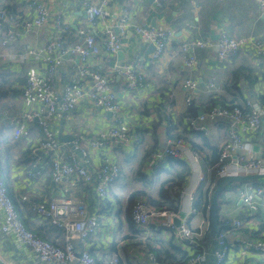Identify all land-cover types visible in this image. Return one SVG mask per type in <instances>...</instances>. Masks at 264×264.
Returning <instances> with one entry per match:
<instances>
[{
	"label": "crops",
	"instance_id": "obj_1",
	"mask_svg": "<svg viewBox=\"0 0 264 264\" xmlns=\"http://www.w3.org/2000/svg\"><path fill=\"white\" fill-rule=\"evenodd\" d=\"M34 1L47 8L49 22L41 29L27 31L23 23L37 15ZM97 1L0 0L1 6L6 3L22 19L21 25L18 21L0 23L2 175L19 217L30 231L37 232L42 226L33 206L47 205L57 198H74L87 206L90 216H100L103 220L88 244L74 241L77 249L87 248L100 264H109L115 257L119 258L120 264H157L152 252L149 253L143 246H135L136 240L139 242L140 239H133L130 230V197L135 193L139 199L146 196L147 199L143 197L146 200H141L147 203L150 200L159 202L161 186L170 179V174L169 169L154 170L161 164L157 154L165 151L173 139L179 138L187 148L204 156L196 164L188 158L191 165L183 158H177L189 167L181 190L179 218L182 221L187 219L194 203L202 200V204L197 203L198 208H194L197 213L188 218L187 226L193 230L201 228L203 236L210 233V207L217 180L221 178L216 175V181L211 182L212 163L214 153L221 156L229 143L232 122L221 117L207 116L204 121L198 118L214 107L238 105L247 112L250 103L264 106V60H257L248 47L238 56L222 62L218 58L219 39L214 38L226 33L237 39H264V10L253 0H110L105 17L96 26L90 27L84 11L85 3L96 5ZM58 15L69 26L62 35L54 23ZM122 18L130 25L121 38L122 49L116 54L102 53L90 60V67L99 69L107 76L118 95L117 100L121 105L119 123L115 122L112 113L95 108L86 101L80 102L73 113L65 114L58 110L48 117L47 107L42 101V88L30 98L23 96L28 79H35L42 85L46 77V68L40 57H28L27 51L44 47L56 38H62L67 45L80 44L84 39L82 32L95 34L97 42L103 46L106 30L113 27L118 33V23ZM134 27L169 29L172 37L164 54L155 60V45L142 40ZM10 31L19 32L20 35H13ZM200 39H208L214 45L196 50L194 55L197 62L188 68L185 60L189 53L183 52L181 47ZM3 42L7 44L3 45ZM115 63L131 65L143 74L142 84L135 91L127 90L124 78L112 71ZM80 66L79 57L58 62L55 75L57 100L65 87L74 81ZM187 80L196 82L194 91L185 88ZM32 113L39 118H28ZM42 120L48 122L57 140L66 148V154L76 153L69 144L59 140L61 129L63 135L75 137V146L88 151V164L83 152L81 156L76 155L93 177L107 163L119 166L121 175L109 189L110 202L98 199L94 187H90L82 177L71 178L64 183L53 180L54 155L47 152L35 154L32 151L34 144L46 138ZM192 121L198 122L205 130L197 132L191 129ZM17 125L22 129L18 137L15 135ZM115 126L126 131L133 140L120 143L117 139H110L102 150L89 146L91 141ZM240 133L245 149L239 150L235 156L240 163L250 159L261 160L262 170L258 175L240 174L239 177H263L228 184L219 196L218 222L227 227V241L231 246L225 264H264V251L257 249L264 246V196L256 200L255 214H251L241 201V193L246 187L255 185L264 190V118L256 132ZM149 153L156 159H146ZM167 157L161 162L166 161ZM168 165L164 162L163 167ZM235 221L241 222L242 227L236 228ZM49 223L53 225L51 221ZM220 229L221 225L218 234ZM218 234L213 243L217 244ZM166 235L169 236V233L161 232V237ZM46 240H55L54 243L50 242L60 248H64L66 243L64 232L63 238L59 237L51 227L47 229ZM213 243L209 242V245ZM180 245L188 248L186 240ZM217 247L219 250L218 244ZM206 253L205 249L204 255ZM0 260L40 264L33 251L13 235H0Z\"/></svg>",
	"mask_w": 264,
	"mask_h": 264
},
{
	"label": "built area",
	"instance_id": "obj_2",
	"mask_svg": "<svg viewBox=\"0 0 264 264\" xmlns=\"http://www.w3.org/2000/svg\"><path fill=\"white\" fill-rule=\"evenodd\" d=\"M259 4V7L264 10V0H253ZM110 0H98L94 5L91 2L85 3V15L90 27L97 25V22L102 20L109 7ZM32 5V4H31ZM36 10V17L28 22H24L23 26L27 31L34 29H41L49 22L50 13L46 7L41 4L33 2ZM8 21H18L22 24V19L14 17L9 11L0 7V23ZM55 26L59 33L66 32L69 29L67 23L62 19L61 15L55 18ZM125 18L120 19L118 23V33H115L114 28L110 27L106 30V40L104 45H100L95 37V34H85L83 42L76 45H67L62 38L52 40L48 45L40 48H33L27 51L28 57H40L46 68V77L42 85L35 79H28L27 87L23 96L30 98L42 88V101L47 107V115L52 116L58 110L62 113H73L77 106L82 101H86L95 108H102L114 115L116 123L120 122L121 105L119 103L118 95L114 92L110 79L105 76L99 69L90 67L91 58H96L102 53L112 55L118 53L123 46L122 37L127 33L130 25L126 24ZM93 28H91L92 30ZM136 33L140 38L148 43L155 45L156 51L153 55L154 59H158L164 54L168 42L172 37L169 29H151L145 27H134ZM13 35L19 36V32L10 31ZM3 42V45H6ZM214 43L208 39H200L185 43L181 50L189 53L185 60V66L192 68L197 62L194 52L198 49H208L213 47ZM250 47L253 55L257 60H264V39L256 38H232L230 35L223 33L220 35L218 41V58L220 61H229L238 56L246 48ZM72 57H79L81 66L77 70V75L70 85H67L62 93V96L57 100L55 97V75L56 65L59 61L69 59ZM23 60V58H20ZM112 71L121 75L124 78L125 87L129 91H135L143 81V74L138 72L133 66H123L115 63ZM185 88L189 91L196 89V82L187 80ZM190 102V99L188 100ZM0 112V117H1ZM221 117L232 122L229 132V143L225 145L221 153L219 163L217 165V176L227 177L229 175L250 176L261 174L262 165L261 160L250 159L245 163H240L235 154L242 149L243 139L240 131L244 133L256 132L262 119L264 118V106L257 103L249 104V111L245 112L240 107L234 106L231 108H217L214 107L210 112L199 116V121H204L206 117ZM39 118L35 113H32L28 118ZM44 128L45 139L34 144L32 151L35 154L40 152H47L54 155L53 180L57 183H64L71 178L82 177L87 184L94 187L96 196L100 199L109 198V189L113 183L119 180L121 170L115 163H107L97 172L93 177L91 172L83 166L76 154H66L63 144H61L52 130L48 122L41 121ZM21 126L15 128V135L18 137L22 133ZM191 129L201 132L205 128L199 125L198 122L192 121L190 123ZM23 128V126H22ZM240 130V131H239ZM1 136V132H0ZM110 139H117L120 143H128L133 139L129 134L121 130L119 126L112 127L104 132L100 137L91 141L89 146L95 150H102L108 144ZM78 143V140L75 142ZM78 148V146H76ZM85 155V163L88 164V151L80 149ZM251 151V150H250ZM159 163L166 156L175 158H183L184 161L189 158L192 163H200L203 155L199 152L193 151L186 147V144L181 139H173L167 149L159 154ZM155 158L152 156V159ZM156 159V158H155ZM231 159V162H229ZM188 162V161H187ZM189 163V162H188ZM190 164V163H189ZM191 165V164H190ZM2 161L0 158V235H13L22 244L31 249L36 255L40 264H100L98 260L91 254L87 248L77 249L75 242L82 245L90 242V239L97 232L103 220L100 216H90L87 206L81 202L71 198H57L52 200L47 205H35L33 210L41 219H48L53 225L64 232L66 243L64 248H60L50 241L43 239L41 236L32 232L24 224L19 217L15 208L14 202L9 195L8 188L2 175ZM202 181V178H200ZM264 196V190L257 186H249L241 193V201L248 207L251 214L257 212L255 205L256 200ZM197 213L196 209L192 208L188 218ZM134 224L141 228L148 230V226L153 225L166 229L169 232H174L181 241L186 240L188 247L198 249L199 239L203 236V230L191 229L187 226L188 218L183 220L176 214L169 210H158L146 204L144 200H138L132 207L131 212ZM181 220V225L176 226L175 220ZM101 222V223H100ZM239 221L234 222L236 228L242 227ZM151 235L147 232L146 236ZM145 239V238H143ZM217 244L219 250L216 252V264H225L231 246L225 242L227 233H219L217 236ZM264 251V246L257 248ZM205 261V255L199 253L195 255L187 264H202ZM1 262V260H0ZM119 258L115 257L109 264H118ZM2 264H22V263H8Z\"/></svg>",
	"mask_w": 264,
	"mask_h": 264
},
{
	"label": "trees",
	"instance_id": "obj_3",
	"mask_svg": "<svg viewBox=\"0 0 264 264\" xmlns=\"http://www.w3.org/2000/svg\"><path fill=\"white\" fill-rule=\"evenodd\" d=\"M0 7L9 11L14 17L19 18V16L16 15L15 12H12L9 5H7L6 3H3L2 6L0 5ZM191 103H192V101H191ZM234 106H238V105L226 106V108H231ZM150 154H151V156H150ZM149 157H150V159H152V153H149L146 156V159H148ZM203 159H204V156H203ZM219 159H220V153L215 152L214 153V160L212 163V165H213V167H212L213 168L212 169L213 174H211L212 175V177H211L212 183H214L216 181L215 178L217 175L216 172H217V165L219 163ZM148 160L147 161L145 160L146 163L148 162ZM164 162H166L167 164L169 163V165H168L169 168L163 167ZM170 164H171V171H170ZM162 168L169 169L170 179L168 181H166L165 183H163L161 186L159 202L153 201V200H150L149 203H147L148 201L147 202L145 201V202H146V204H148L152 208H155L158 210H169V211H172V212L178 214L180 212V209H181V200H180L181 190L183 188V183H185V181L187 179L189 167L184 161L169 156V157H167L166 161L164 160L163 163H161L154 170L156 171V170H159ZM120 175H121V173H120ZM145 176H149V175L145 174ZM152 176H154V174ZM88 185L90 187H92L91 184H88ZM89 186H86V187L90 188ZM143 197H145L147 199L146 196H143ZM143 197L141 199H145ZM98 199H100V198H98ZM202 199L204 201L206 200L203 196H202ZM100 200L104 201L105 203L110 202L109 198H106L104 200L100 199ZM138 200H140V199L135 196V193L131 195V197H130L131 205H130L129 220H128L129 224H130L131 234L133 235V239H135V240L137 238L140 239L139 242H137V240H136L135 246H143L144 248L148 249L149 253L152 252L154 254V260H155V262H157V264H187L195 255H197L199 253L204 254L205 249H206L207 253L205 254V261L202 264H213V263L215 264L216 263L215 253L218 250V247H217L216 243H213V245H211V246L209 245L210 236L208 233L199 239L198 249H195L193 247H188L187 249H185L180 245V243L182 242L181 239L174 232H169L166 229H162L160 227H155L153 225L148 226L147 231H146V229H141V228L137 227L132 220L131 212H132V207L134 206V204ZM197 203L202 204V200H199V202L194 203V208H198ZM41 223H42V226L35 233H37L41 237H44L47 239V229H50V227H51L55 231L58 232L59 237L63 238V232L61 230H59L58 228H56L55 226L50 225L48 219H41ZM218 224H219V226L221 225L220 233H227L228 232L227 227L222 226L223 225L222 222L219 221ZM47 226H49V227H47ZM163 231L168 232L169 236L166 235L165 237H161V232H163ZM147 232H150L151 235L144 237ZM143 238H145V239H143ZM50 241H52V240H50ZM54 241H52V242L54 243ZM225 242L228 244L227 239H225ZM165 244H167V245H165ZM167 247L169 249H167ZM118 264H120V263L118 262Z\"/></svg>",
	"mask_w": 264,
	"mask_h": 264
},
{
	"label": "water",
	"instance_id": "obj_4",
	"mask_svg": "<svg viewBox=\"0 0 264 264\" xmlns=\"http://www.w3.org/2000/svg\"><path fill=\"white\" fill-rule=\"evenodd\" d=\"M220 37L217 35L214 39L218 40ZM58 138L62 143L69 144L71 149L75 151L77 155L81 156V151L79 148H77L74 144L73 141H75V137L72 135H63V130L61 129L58 133ZM263 176H255V177H239V176H227V177H222L217 180L216 183V190L213 194L212 198V203L210 207V217H211V227H210V237L211 241L210 243H213L214 238L219 232V225H218V209H219V196L221 193L224 191L226 188V185L232 184L235 181H251L252 179H260ZM175 224L177 227L181 225L180 220L176 219ZM0 264H2L0 262Z\"/></svg>",
	"mask_w": 264,
	"mask_h": 264
},
{
	"label": "rangeland",
	"instance_id": "obj_5",
	"mask_svg": "<svg viewBox=\"0 0 264 264\" xmlns=\"http://www.w3.org/2000/svg\"><path fill=\"white\" fill-rule=\"evenodd\" d=\"M204 114H206V113H204ZM204 114H201V115H204ZM201 115H200V116H201ZM229 141H230V140H229ZM72 199H74V198H72ZM74 200H75V199H74Z\"/></svg>",
	"mask_w": 264,
	"mask_h": 264
}]
</instances>
